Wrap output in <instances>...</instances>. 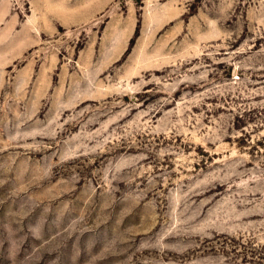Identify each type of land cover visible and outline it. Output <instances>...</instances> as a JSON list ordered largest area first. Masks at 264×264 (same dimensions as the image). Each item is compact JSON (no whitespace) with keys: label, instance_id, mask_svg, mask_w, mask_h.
<instances>
[{"label":"rangeland","instance_id":"1","mask_svg":"<svg viewBox=\"0 0 264 264\" xmlns=\"http://www.w3.org/2000/svg\"><path fill=\"white\" fill-rule=\"evenodd\" d=\"M81 1L0 0V264H264V0Z\"/></svg>","mask_w":264,"mask_h":264},{"label":"crops","instance_id":"2","mask_svg":"<svg viewBox=\"0 0 264 264\" xmlns=\"http://www.w3.org/2000/svg\"><path fill=\"white\" fill-rule=\"evenodd\" d=\"M67 0H64V2H66ZM103 0H84L82 2L83 4V9L85 10H95V11H101L102 8H100L102 6V4H100ZM64 2H60L59 3L55 2V13L60 11V14L63 16L64 15V11H66V14L70 15V13H73L75 11V9L72 8V5H67L66 9L64 10H60L61 7H63Z\"/></svg>","mask_w":264,"mask_h":264}]
</instances>
